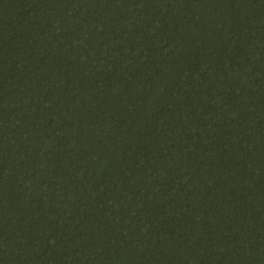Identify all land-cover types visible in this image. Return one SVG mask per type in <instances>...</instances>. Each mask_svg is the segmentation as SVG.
I'll use <instances>...</instances> for the list:
<instances>
[{"label": "trees", "instance_id": "obj_1", "mask_svg": "<svg viewBox=\"0 0 264 264\" xmlns=\"http://www.w3.org/2000/svg\"><path fill=\"white\" fill-rule=\"evenodd\" d=\"M0 264H264V0H0Z\"/></svg>", "mask_w": 264, "mask_h": 264}]
</instances>
